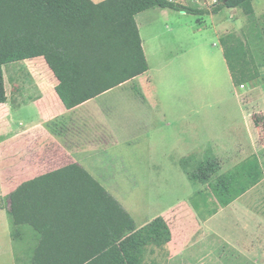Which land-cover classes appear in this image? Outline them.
Returning <instances> with one entry per match:
<instances>
[{
	"label": "trees",
	"instance_id": "trees-1",
	"mask_svg": "<svg viewBox=\"0 0 264 264\" xmlns=\"http://www.w3.org/2000/svg\"><path fill=\"white\" fill-rule=\"evenodd\" d=\"M254 0H217L208 8L176 0H0V104L8 101L5 66L44 57L59 83L56 91L75 108L149 70L136 16L154 7L194 15L240 8L256 24ZM233 83L256 80L260 69L248 42L235 33L221 37ZM140 94L142 92L136 88ZM205 159L192 179L217 172ZM264 177L252 155L191 196L206 219L256 187ZM8 215L15 243L33 238L19 264H145L157 251L170 256L173 231L162 215L141 228L124 205L85 168L72 164L21 185L9 196ZM212 207V208H211Z\"/></svg>",
	"mask_w": 264,
	"mask_h": 264
},
{
	"label": "rangeland",
	"instance_id": "rangeland-1",
	"mask_svg": "<svg viewBox=\"0 0 264 264\" xmlns=\"http://www.w3.org/2000/svg\"><path fill=\"white\" fill-rule=\"evenodd\" d=\"M178 2L208 8L217 0ZM253 3L256 24L240 8H233L220 16H206L207 28L201 31L200 15L160 8L144 15H157L147 18L143 28L151 45L159 40V49L165 45L169 30L176 37L171 48L168 44L162 48L163 64L151 61L162 111L156 121L161 133L156 152L169 153L172 159L166 164H149L145 155L131 149L130 156L122 155L118 165L128 172L119 174L122 180L108 183L116 198L135 211L139 224L143 214L163 215L169 221L174 231L171 264H222L224 254L242 252L237 241L264 253V177L231 208L219 209L206 219L200 213L209 207L199 211L191 203L196 191L249 156L257 155L264 168V0ZM229 33L248 42L260 69V76L243 87L234 85L220 44L219 37ZM5 74L8 81L31 75L14 64L5 68ZM215 135L206 146L199 145ZM178 152L191 156L180 163ZM174 157L178 164L173 163ZM209 157L216 159L217 172L205 181L192 179ZM166 256L157 251L145 264H168ZM224 264H234V260L228 258Z\"/></svg>",
	"mask_w": 264,
	"mask_h": 264
},
{
	"label": "crops",
	"instance_id": "crops-1",
	"mask_svg": "<svg viewBox=\"0 0 264 264\" xmlns=\"http://www.w3.org/2000/svg\"><path fill=\"white\" fill-rule=\"evenodd\" d=\"M93 1L98 3L103 0ZM157 8L173 10L154 7L136 16L149 70L75 108H66L60 99L56 91L59 81L44 57L10 63L22 67L31 75L11 77L8 81L5 74L8 101L0 104V264H19L17 256L24 262L28 250L35 244L34 239L29 237L15 243L11 233L9 196L24 183L63 167L78 164L116 197L117 194L108 182L122 180L119 174L128 172L118 165L122 164V155L130 156L131 149L139 150L149 159V164L171 162L172 155L156 152L159 150L158 138L161 135L157 122L162 111L156 95L151 61L163 64L162 48L167 44L171 48L172 40H176V37L173 30H169L168 42L159 49L160 40L154 42L153 46L143 33L147 18H157V15H144ZM227 9L233 8H224L216 15H200L199 31L207 28L206 16H220ZM219 38L221 44V37ZM222 51L224 53L223 46ZM215 137L216 135L212 139L209 137L199 145L206 146ZM222 139L226 141L229 138ZM178 155L181 157L180 163L191 156L186 152H178ZM174 159L173 163L178 164V156ZM124 207L135 219L137 228L157 217L143 214L139 224L135 211L126 204ZM172 242L173 240L168 246V264L174 258ZM236 243L242 252L224 254L222 264L228 258L234 260V264H264V253L254 252V245L247 246L240 241ZM228 245L231 246L232 243Z\"/></svg>",
	"mask_w": 264,
	"mask_h": 264
},
{
	"label": "built area",
	"instance_id": "built-area-1",
	"mask_svg": "<svg viewBox=\"0 0 264 264\" xmlns=\"http://www.w3.org/2000/svg\"><path fill=\"white\" fill-rule=\"evenodd\" d=\"M243 86H244V84L241 85V87H243Z\"/></svg>",
	"mask_w": 264,
	"mask_h": 264
}]
</instances>
